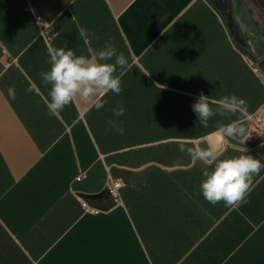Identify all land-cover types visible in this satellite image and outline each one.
I'll return each instance as SVG.
<instances>
[{"label": "crops", "instance_id": "crops-1", "mask_svg": "<svg viewBox=\"0 0 264 264\" xmlns=\"http://www.w3.org/2000/svg\"><path fill=\"white\" fill-rule=\"evenodd\" d=\"M221 8L211 0H0V264H264V170L249 203L212 205L199 192L208 166L179 145L206 138L215 148L219 128L171 134L201 92L244 99L242 126L264 108V72L248 61L264 54V37L239 7ZM38 15L56 31L50 40ZM106 42L128 59L123 91L104 96L99 111L85 113L77 101L49 116L40 76L48 48L88 55ZM31 83L38 92L26 91ZM120 105L117 118L111 109ZM109 119L123 135L105 131ZM245 138V147L224 140V156L247 149L264 162V131L247 127ZM158 144L170 163L153 160ZM110 178L123 179L121 203Z\"/></svg>", "mask_w": 264, "mask_h": 264}, {"label": "clouds", "instance_id": "clouds-1", "mask_svg": "<svg viewBox=\"0 0 264 264\" xmlns=\"http://www.w3.org/2000/svg\"><path fill=\"white\" fill-rule=\"evenodd\" d=\"M79 36L87 42L90 33L85 27L78 28ZM88 55H76L71 49L48 48L49 65L47 71H41L40 76L45 86H50L48 99L45 100L47 114L60 118L63 110L79 101L85 113L94 108L99 111L107 103L102 98L109 92L119 95L122 91L121 76L128 71V59L123 53H117L116 48L109 42L98 49L88 48ZM111 61V62H110ZM119 70V75H116ZM27 92H38L35 83H31ZM8 96L15 99V86L8 88ZM216 105L213 108L211 105ZM192 110L197 116V125L208 127V122L217 114L227 116L237 112L247 111V103L235 94L226 95L218 100H210L203 92ZM115 117L125 114L122 105L112 108ZM105 131H116L121 135L124 129L116 119H109ZM218 132L222 140L241 137L243 144L245 128L239 120L221 124ZM181 152H186L192 163L202 162L207 165L202 171L203 179L199 192L212 205L223 203L225 207L236 209L249 203L247 196L253 188V179L264 170V162L247 154L225 157L223 148H202L201 145H179Z\"/></svg>", "mask_w": 264, "mask_h": 264}, {"label": "trees", "instance_id": "trees-1", "mask_svg": "<svg viewBox=\"0 0 264 264\" xmlns=\"http://www.w3.org/2000/svg\"><path fill=\"white\" fill-rule=\"evenodd\" d=\"M261 91L259 85L257 86V91H255L254 93H251V100H258L259 99V92ZM192 104L193 103H189L188 99H187V103H186V107H185V122H180L178 123H172L171 124V134H173V132H176V130H178V134L180 136H184V137H199L202 136L203 134L219 128L221 124H227L229 122H231L232 120H235L239 117H241L243 114L237 112L235 115L229 114L226 117H221V115L217 114L215 118L213 117L212 119L209 120L208 122V127H202L200 125H197L196 121H197V116L196 114L193 112L192 110ZM217 120V121H216ZM186 146H192L189 143L185 144ZM164 147L165 149V145L162 144H158V145H154L152 148V157L154 161L160 162V163H170V158H171V154H169L168 156H165V153L162 151V148ZM144 151V150H143ZM148 151H150V149H148ZM138 152H140V150H138ZM187 154V153H186ZM144 155V154H143ZM138 156L139 158H143L145 159V156ZM148 158H150V156L148 155ZM190 157L187 154V159H189ZM161 175L162 172H158L155 173L154 175ZM159 179L161 177H158Z\"/></svg>", "mask_w": 264, "mask_h": 264}, {"label": "rangeland", "instance_id": "rangeland-1", "mask_svg": "<svg viewBox=\"0 0 264 264\" xmlns=\"http://www.w3.org/2000/svg\"><path fill=\"white\" fill-rule=\"evenodd\" d=\"M219 2L221 4H233L239 7V9H241V14L249 21L251 30L258 33L259 36L264 37V0H219ZM253 54L254 56L251 54L248 56L250 65L251 61H254L258 64L260 71L264 72V54L260 53L259 57L257 54ZM249 121V124L242 122L244 124L243 127L245 128V131L247 130V127L252 133L256 134H260L264 131V127L261 129L254 124L252 117ZM236 138L240 139L241 137Z\"/></svg>", "mask_w": 264, "mask_h": 264}, {"label": "built area", "instance_id": "built-area-1", "mask_svg": "<svg viewBox=\"0 0 264 264\" xmlns=\"http://www.w3.org/2000/svg\"><path fill=\"white\" fill-rule=\"evenodd\" d=\"M37 21L42 24L43 26V35L47 38V40H50L53 36H55L56 31L47 23H45L42 16L38 15L36 16ZM251 67L255 72H259L260 68L257 63L254 61H251ZM252 119L254 120L257 127L263 129L264 127V108L258 110L254 114L251 115ZM124 185L123 179L121 178H110L108 181V188L111 192V194L115 197V201L117 203H121V189Z\"/></svg>", "mask_w": 264, "mask_h": 264}, {"label": "water", "instance_id": "water-1", "mask_svg": "<svg viewBox=\"0 0 264 264\" xmlns=\"http://www.w3.org/2000/svg\"><path fill=\"white\" fill-rule=\"evenodd\" d=\"M211 2H213L219 9L221 8V3L219 2V0H211ZM222 9V8H221ZM230 29L232 30V26L230 25ZM228 139L227 141L232 144V145H235V146H240V147H245L247 146V143L244 142L243 144L240 142L241 139H238V138H235V139H232V138H226ZM197 145H201L202 148H207L210 147V143L209 141L204 138V139H201L200 141L197 142Z\"/></svg>", "mask_w": 264, "mask_h": 264}, {"label": "bare ground", "instance_id": "bare-ground-1", "mask_svg": "<svg viewBox=\"0 0 264 264\" xmlns=\"http://www.w3.org/2000/svg\"><path fill=\"white\" fill-rule=\"evenodd\" d=\"M224 140L221 139L220 134L218 133L217 135V141L215 143V148H220V144L223 142Z\"/></svg>", "mask_w": 264, "mask_h": 264}]
</instances>
